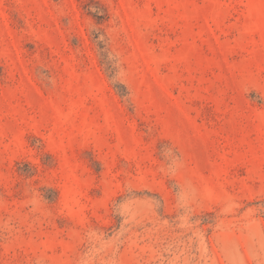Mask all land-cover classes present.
I'll use <instances>...</instances> for the list:
<instances>
[{"label":"rangeland","instance_id":"obj_1","mask_svg":"<svg viewBox=\"0 0 264 264\" xmlns=\"http://www.w3.org/2000/svg\"><path fill=\"white\" fill-rule=\"evenodd\" d=\"M0 264H264V0H0Z\"/></svg>","mask_w":264,"mask_h":264}]
</instances>
